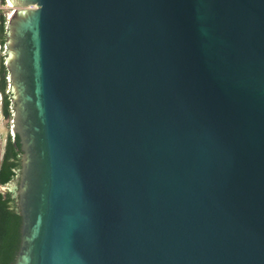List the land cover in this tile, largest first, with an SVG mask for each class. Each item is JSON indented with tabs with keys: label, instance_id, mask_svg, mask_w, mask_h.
<instances>
[{
	"label": "water",
	"instance_id": "1",
	"mask_svg": "<svg viewBox=\"0 0 264 264\" xmlns=\"http://www.w3.org/2000/svg\"><path fill=\"white\" fill-rule=\"evenodd\" d=\"M14 264H264V0H11Z\"/></svg>",
	"mask_w": 264,
	"mask_h": 264
},
{
	"label": "trees",
	"instance_id": "2",
	"mask_svg": "<svg viewBox=\"0 0 264 264\" xmlns=\"http://www.w3.org/2000/svg\"><path fill=\"white\" fill-rule=\"evenodd\" d=\"M6 18L0 16V44L7 42ZM9 70L5 59L0 61V93L3 95L2 111L6 118H12V93L8 89ZM21 142L16 134L8 136L0 158V185L5 186L18 177L21 169ZM22 216L18 197L14 191H0V264H14L21 245Z\"/></svg>",
	"mask_w": 264,
	"mask_h": 264
},
{
	"label": "built area",
	"instance_id": "3",
	"mask_svg": "<svg viewBox=\"0 0 264 264\" xmlns=\"http://www.w3.org/2000/svg\"><path fill=\"white\" fill-rule=\"evenodd\" d=\"M3 7H4V9H10V10H16V9H14L15 8V6L13 5V6H9V0H0V10H4L3 9Z\"/></svg>",
	"mask_w": 264,
	"mask_h": 264
},
{
	"label": "rangeland",
	"instance_id": "4",
	"mask_svg": "<svg viewBox=\"0 0 264 264\" xmlns=\"http://www.w3.org/2000/svg\"><path fill=\"white\" fill-rule=\"evenodd\" d=\"M19 8H26V7L15 6V9H19ZM3 9H4V7H3ZM4 10H10V9L8 8V9H4ZM1 153H2V134H0V158H1Z\"/></svg>",
	"mask_w": 264,
	"mask_h": 264
},
{
	"label": "bare ground",
	"instance_id": "5",
	"mask_svg": "<svg viewBox=\"0 0 264 264\" xmlns=\"http://www.w3.org/2000/svg\"><path fill=\"white\" fill-rule=\"evenodd\" d=\"M14 4L9 0V6H13ZM15 9V8H14ZM13 10V9H12Z\"/></svg>",
	"mask_w": 264,
	"mask_h": 264
}]
</instances>
